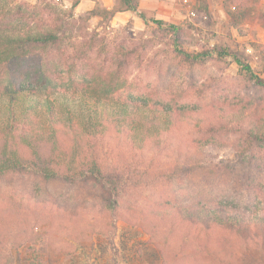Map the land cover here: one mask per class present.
I'll list each match as a JSON object with an SVG mask.
<instances>
[{"label":"trees","instance_id":"1","mask_svg":"<svg viewBox=\"0 0 264 264\" xmlns=\"http://www.w3.org/2000/svg\"><path fill=\"white\" fill-rule=\"evenodd\" d=\"M232 2L235 22L252 18L250 3L243 9ZM139 4L115 0L113 8L92 12L104 18L132 12L148 22ZM196 11L208 15L207 0H197ZM23 16L20 9L0 12V180L32 175L77 186L80 197L71 201L0 192V236L1 230L24 222H36L46 231L97 215L111 243L119 221L139 227L158 249L161 264H264V210L253 205L255 197L264 195V79L253 73L244 55L227 48L217 52V58L231 57L255 90L243 103L245 110L222 104L213 93L193 107L182 93L155 100L132 95L131 69L141 61L145 43L122 49L107 71L90 75L79 88L72 65L65 76L50 53L62 42L69 21L52 15L47 23L26 28L16 23ZM258 20L264 24V14ZM171 27L169 32L160 29L171 35L170 41L162 35L158 41H165L172 56L189 69L204 66L216 52L209 47L191 50L182 29ZM36 56V68L23 69ZM185 129L208 141L228 135L244 141L237 160L254 195L249 201L180 200L174 194L159 201L134 197L142 187L161 180L183 182L195 173L204 181L234 177L210 151L175 134ZM3 258V264L12 263Z\"/></svg>","mask_w":264,"mask_h":264},{"label":"rangeland","instance_id":"2","mask_svg":"<svg viewBox=\"0 0 264 264\" xmlns=\"http://www.w3.org/2000/svg\"><path fill=\"white\" fill-rule=\"evenodd\" d=\"M232 1L207 0L209 14L205 15L197 13V0H140V9L148 22L132 12H117L111 18L93 14L96 9L113 8L115 0H0V12L7 15L20 9L24 16L16 23L26 28L45 24L52 15L68 20L69 27L62 42L50 53L55 63L60 62L57 65L64 75L72 65L79 88L85 86L90 75L107 71L110 61L117 58L122 49L145 43L141 61L131 69L132 95L142 93L155 100L182 93L186 96V105L193 107L208 101L213 93L222 104L241 108L253 97L255 90L248 86L246 75L232 58H217V52L227 48L243 54L253 73L264 79V24L258 20V15L264 14V0H234L242 7L248 2L253 9L250 20L239 22L231 17ZM153 20L165 24L160 27ZM170 25L182 29V36L189 41L191 50L216 49L212 58L204 66L192 69L175 59L165 41H158L161 35L170 41L171 35L160 31L173 30ZM32 60L24 63L23 69L36 68L38 56ZM262 96L264 98V93ZM241 109L245 110V106ZM175 134L191 139L193 143L190 144L202 150L210 151L214 161L228 167L234 177L204 181L200 173H195L183 182L161 180L142 187L133 193L134 197L159 201L174 194L180 200L216 201L237 197L247 202L251 195L254 196L247 190L237 160L244 149V141L237 135L208 141L190 129ZM78 190L77 186L47 183L32 175L0 180V192L3 193L25 191L74 201L80 197ZM253 205L264 210V195L255 197ZM1 233L2 264L4 255L12 260L11 264H161L158 249L139 227L119 221L111 243L105 222L97 215L88 216L76 224L67 223L62 228L50 227L46 231L36 222H24L7 227Z\"/></svg>","mask_w":264,"mask_h":264}]
</instances>
